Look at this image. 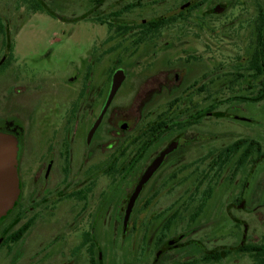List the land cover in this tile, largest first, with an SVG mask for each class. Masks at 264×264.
Returning <instances> with one entry per match:
<instances>
[{
  "label": "flooded vegetation",
  "instance_id": "1",
  "mask_svg": "<svg viewBox=\"0 0 264 264\" xmlns=\"http://www.w3.org/2000/svg\"><path fill=\"white\" fill-rule=\"evenodd\" d=\"M43 2L80 7L70 23L96 33L62 83L13 57ZM2 6L0 130L18 140L19 190L0 218V264H264V0ZM138 85L135 125L114 104Z\"/></svg>",
  "mask_w": 264,
  "mask_h": 264
},
{
  "label": "rangeland",
  "instance_id": "2",
  "mask_svg": "<svg viewBox=\"0 0 264 264\" xmlns=\"http://www.w3.org/2000/svg\"><path fill=\"white\" fill-rule=\"evenodd\" d=\"M7 7H0V18L2 14L5 15ZM13 9L14 7H9ZM42 8L45 11L37 10L35 15L26 24L21 31V37L18 41L19 53L13 54L15 62L23 56L24 61L30 68L36 70L37 73L47 71L46 77L58 79L57 83L60 82L64 77V70L67 67L69 61H77L79 56L85 54L92 45L95 39V31L87 23H70V18L77 16L81 12L80 7H69L65 4H53L50 5L47 2L42 3ZM239 9L231 12H239ZM230 13V12H229ZM77 19V18H76ZM19 24V23H18ZM12 22H6L3 28L6 30H12ZM14 46V41L12 43ZM215 56L220 58L224 54L215 53ZM119 59V55H117ZM22 61V60H21ZM122 67L135 73L136 69L124 66L125 57H122ZM127 62V61H126ZM109 67L108 59L102 61L100 74L101 81L103 75ZM49 71V72H48ZM56 73V74H55ZM126 86H123L122 91L118 93L115 101L116 111L120 112L126 119H131L135 125H140L142 120V113L145 102L142 98L140 91L142 87L138 85L132 94L126 96ZM127 91V92H130ZM139 92V93H138ZM138 93V95H136ZM0 137L8 138L15 149V178L17 194L8 207L13 205L18 195V173H17V160H18V140L14 132H10L9 129L5 128L0 130ZM7 209V210H8ZM6 210V211H7ZM4 212V214L6 213ZM2 214L0 218L4 215Z\"/></svg>",
  "mask_w": 264,
  "mask_h": 264
},
{
  "label": "water",
  "instance_id": "3",
  "mask_svg": "<svg viewBox=\"0 0 264 264\" xmlns=\"http://www.w3.org/2000/svg\"><path fill=\"white\" fill-rule=\"evenodd\" d=\"M123 80L122 73L116 72L113 75L112 82L108 91L107 98L103 104L100 114L98 115L93 128H95L105 113L107 107L109 106L114 94L119 88ZM12 142V141H11ZM8 138L0 137V216L8 209L12 201L17 194L16 188V178H15V149ZM158 160L152 163V165L143 174L141 180L139 181L133 195L130 197L128 207L125 214V220L128 217L132 203L137 196L141 185L149 178L150 174L157 167Z\"/></svg>",
  "mask_w": 264,
  "mask_h": 264
},
{
  "label": "trees",
  "instance_id": "4",
  "mask_svg": "<svg viewBox=\"0 0 264 264\" xmlns=\"http://www.w3.org/2000/svg\"><path fill=\"white\" fill-rule=\"evenodd\" d=\"M37 10H43L42 7L40 6H37Z\"/></svg>",
  "mask_w": 264,
  "mask_h": 264
}]
</instances>
